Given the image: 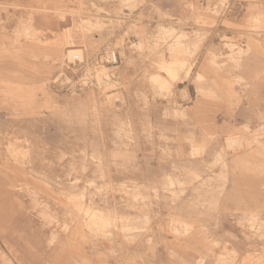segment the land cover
<instances>
[{"label":"rangeland","instance_id":"rangeland-1","mask_svg":"<svg viewBox=\"0 0 264 264\" xmlns=\"http://www.w3.org/2000/svg\"><path fill=\"white\" fill-rule=\"evenodd\" d=\"M0 264H264V0H0Z\"/></svg>","mask_w":264,"mask_h":264},{"label":"crops","instance_id":"crops-1","mask_svg":"<svg viewBox=\"0 0 264 264\" xmlns=\"http://www.w3.org/2000/svg\"><path fill=\"white\" fill-rule=\"evenodd\" d=\"M227 142H228L229 145H231V144H238V139L231 137V138H228L227 139Z\"/></svg>","mask_w":264,"mask_h":264},{"label":"bare ground","instance_id":"bare-ground-1","mask_svg":"<svg viewBox=\"0 0 264 264\" xmlns=\"http://www.w3.org/2000/svg\"><path fill=\"white\" fill-rule=\"evenodd\" d=\"M125 220V219H124ZM129 222V221H128ZM103 226V225H102Z\"/></svg>","mask_w":264,"mask_h":264}]
</instances>
